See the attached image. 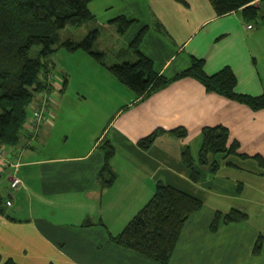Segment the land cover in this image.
Here are the masks:
<instances>
[{
  "label": "crops",
  "instance_id": "crops-1",
  "mask_svg": "<svg viewBox=\"0 0 264 264\" xmlns=\"http://www.w3.org/2000/svg\"><path fill=\"white\" fill-rule=\"evenodd\" d=\"M88 7L94 18L80 25L83 32L115 27V18L125 16L131 22L119 38L129 46L143 30L139 50L158 74L173 77L199 58L207 74L229 66L237 92L264 94V16L246 19L241 8L217 14L211 0H90ZM126 52L121 46L115 53ZM47 63L55 85L47 88L40 130L33 136L29 125L45 89L28 105L16 143L4 146L10 162L0 163V262L160 264L110 236L124 228L161 181L202 200L184 222L168 264H264V166L255 157L264 158V107L207 90L191 76L136 97L81 49L60 51ZM78 68L81 109L65 117L73 102L66 91ZM215 125L227 128L228 144L235 143L238 154L210 155L219 165L210 172L198 163V152L202 129ZM176 127L186 135L170 134ZM156 129L161 132L152 145L140 148L137 141ZM102 139L115 149L110 165L116 178L109 187L97 179L104 163ZM185 146L200 172L196 180L182 162ZM13 176L21 179L16 188L10 184ZM233 209L244 217L224 219ZM216 213L223 217L212 228Z\"/></svg>",
  "mask_w": 264,
  "mask_h": 264
},
{
  "label": "trees",
  "instance_id": "trees-1",
  "mask_svg": "<svg viewBox=\"0 0 264 264\" xmlns=\"http://www.w3.org/2000/svg\"><path fill=\"white\" fill-rule=\"evenodd\" d=\"M90 0H0V144L16 143L18 134L27 116V107L36 93L46 88L48 72L47 57L63 47L68 51L81 49L104 65L136 97L155 91L176 78L191 76L200 80L207 90L215 91L250 105L264 107V94L250 95L235 90L236 76L229 66L215 73L207 74L203 69V59L193 58L189 67L173 77L158 74L152 60L139 50L143 30H140L129 43L134 54L133 61L106 64L103 53L94 51L93 45L99 30L90 29L82 40L70 37L61 39L59 31L66 25H81L94 18L88 7ZM251 0H211L217 14H224L241 8L246 19L263 17L261 10L250 3ZM118 30H127L131 20L125 16L115 18ZM33 46H40L38 55L29 56ZM161 130L156 129L137 141L142 149L149 148ZM175 137L182 138L186 131L182 127L169 130ZM99 148L104 154V163L97 173V179L104 187L112 185L116 173L110 165L115 153L113 144L102 139ZM222 153L238 154L236 144H228V130L223 125L206 126L202 129V142L198 152V163L208 165L210 172L218 169L216 160L210 155ZM264 166V158L255 156ZM183 164L189 169L192 180L199 178L194 167V159L188 146L181 150ZM202 205V200L174 185L157 182L155 191L145 205L130 219L124 228L110 239L117 244L132 249L143 256L155 259L160 264H168L180 230L194 211ZM3 211L0 197V212ZM223 216L216 213L211 226L215 228ZM244 214L233 209L224 219L243 218ZM261 237L256 242L259 248ZM0 264H19L7 258Z\"/></svg>",
  "mask_w": 264,
  "mask_h": 264
},
{
  "label": "rangeland",
  "instance_id": "rangeland-1",
  "mask_svg": "<svg viewBox=\"0 0 264 264\" xmlns=\"http://www.w3.org/2000/svg\"><path fill=\"white\" fill-rule=\"evenodd\" d=\"M263 12V11H262ZM101 17V16H100ZM85 21L86 22H90ZM83 24V23H82ZM92 29V28H90ZM89 31V30H88ZM88 31L83 32V27H80V25H66L64 28H62L59 33L61 36V39H65L71 35H73L74 40L80 41L85 37L88 33ZM100 36L98 35L96 41L94 42L93 49L94 51L103 52V60L106 64H113V63H121L125 60H133V53L131 52V49L128 47V43L124 41V39L119 38V30H118V24H115V27L112 25H101L100 26ZM82 33H85L84 36ZM125 47L127 48L126 53L116 54L115 52L119 49V47ZM40 50V46H33L29 51L30 57H35L38 55V52ZM65 49L63 47H57L56 50H54L52 53H50L47 57L48 60H52L54 56L58 54V52H62ZM131 57H130V56ZM131 58V59H130ZM72 68V67H70ZM82 68H78V71H74L72 73L71 78V85L69 89L66 91V98H73V102L70 101L68 104V110L65 112V117H68L71 113L76 114L77 112H80V99L78 98V95L81 94V87L83 83L80 81V75L79 71ZM57 77V76H56ZM55 81V79H54ZM92 81V80H89ZM93 82V81H92ZM54 92V90H52ZM77 97V99H76ZM75 101V102H74ZM30 111V106L28 107V113ZM71 139V137H70Z\"/></svg>",
  "mask_w": 264,
  "mask_h": 264
},
{
  "label": "built area",
  "instance_id": "built-area-1",
  "mask_svg": "<svg viewBox=\"0 0 264 264\" xmlns=\"http://www.w3.org/2000/svg\"><path fill=\"white\" fill-rule=\"evenodd\" d=\"M251 4L257 6L259 9H263L264 11V0H251L250 1ZM55 74L54 72H52L51 70H48L47 74H46V88L44 93L42 94L41 98L39 99V101L37 102L31 119H30V132L31 134L34 136L39 130H40V126L42 121L44 120L45 114L48 111V104H49V94L47 91V88L52 87L53 85H55ZM9 156L5 150L4 145L0 144V163L3 165V167L7 166V164L9 163ZM21 183V179L17 176H13L11 178V186L16 188L20 185Z\"/></svg>",
  "mask_w": 264,
  "mask_h": 264
}]
</instances>
